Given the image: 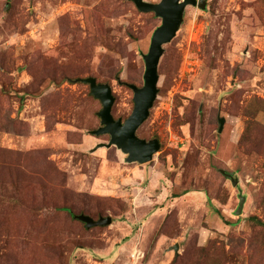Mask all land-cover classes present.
Wrapping results in <instances>:
<instances>
[{"label":"rangeland","instance_id":"rangeland-1","mask_svg":"<svg viewBox=\"0 0 264 264\" xmlns=\"http://www.w3.org/2000/svg\"><path fill=\"white\" fill-rule=\"evenodd\" d=\"M160 23L132 0H0V264H264V0L185 7L136 131L150 161L91 133L81 79L127 118Z\"/></svg>","mask_w":264,"mask_h":264},{"label":"water","instance_id":"water-1","mask_svg":"<svg viewBox=\"0 0 264 264\" xmlns=\"http://www.w3.org/2000/svg\"><path fill=\"white\" fill-rule=\"evenodd\" d=\"M136 8L141 12H152L161 23L152 33L149 48L146 54L142 55L144 60L143 84L137 86L128 84L133 93V109L130 115L122 120L114 118L111 108L114 102L111 86L108 83L97 82L92 76L81 79L87 83L91 95L98 99L101 109L98 112L100 126L91 131L96 135L106 134L109 140L105 145H115L126 156L127 162L145 163L152 159L154 153L159 149V140L151 138L146 140L137 135L136 131L149 115V110L157 95V84L159 80L158 63L163 53V45L168 43L176 34L183 19V12L187 5L196 6L202 10L206 8L207 0H159L148 2L145 0H132ZM220 132L225 122L224 118L218 119ZM231 180L233 185L237 184V178L227 172H222ZM245 198L239 195L236 214L241 212ZM73 217L85 224L87 228L108 225L112 222L111 216H100L97 219L86 214H74ZM175 252L178 245L173 247Z\"/></svg>","mask_w":264,"mask_h":264},{"label":"trees","instance_id":"trees-1","mask_svg":"<svg viewBox=\"0 0 264 264\" xmlns=\"http://www.w3.org/2000/svg\"><path fill=\"white\" fill-rule=\"evenodd\" d=\"M66 210H67L68 212H70L69 209L66 208ZM73 215H74V214H72V216H73ZM251 219L256 220L254 217H251ZM256 221L259 222V223H261L259 220H256ZM262 224L264 225V222H263Z\"/></svg>","mask_w":264,"mask_h":264}]
</instances>
